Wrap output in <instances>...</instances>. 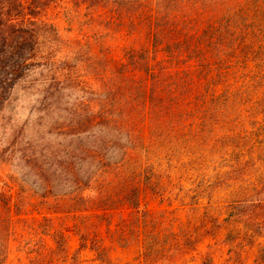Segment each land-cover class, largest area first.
I'll use <instances>...</instances> for the list:
<instances>
[{
  "label": "trees",
  "instance_id": "trees-1",
  "mask_svg": "<svg viewBox=\"0 0 264 264\" xmlns=\"http://www.w3.org/2000/svg\"><path fill=\"white\" fill-rule=\"evenodd\" d=\"M120 40L116 59L109 43ZM71 87L81 93L72 104ZM28 90L60 114L45 123L46 136L8 121L0 264L14 215L33 200L74 219L81 247L101 264L113 263L86 236L99 223L113 242L140 244L152 264L182 261L221 230L223 264H236L239 249L264 237V0H0V121ZM220 162L204 185L207 167ZM183 165L195 181L191 211L204 212L200 226L175 230L142 196L166 199L162 176ZM121 208L128 213L112 229ZM50 221L38 225L53 255L66 253ZM200 264L216 263L206 252Z\"/></svg>",
  "mask_w": 264,
  "mask_h": 264
},
{
  "label": "rangeland",
  "instance_id": "rangeland-1",
  "mask_svg": "<svg viewBox=\"0 0 264 264\" xmlns=\"http://www.w3.org/2000/svg\"><path fill=\"white\" fill-rule=\"evenodd\" d=\"M59 26L62 34H65V24L59 22ZM76 35L77 33H74L71 36L75 37ZM125 44L126 42L123 40L109 43L112 54L116 59H120L121 49ZM64 93L67 95V100L70 104L75 102L81 95L73 87L64 90ZM42 96L41 94L38 95L35 91L28 90L24 94H20L18 100L14 102V105L5 112L4 119L0 121V153L6 147L5 142L8 140L7 134L9 132L8 121L11 119L15 126L24 128V134L28 137L38 131L41 132L39 135L46 136L42 134L45 123H53L56 120V114H60V112H54L52 110L44 111V105L41 102ZM45 129L48 130L49 128ZM51 130L49 129V131ZM186 159L184 157V161ZM217 165H221V162L216 165L210 164L207 167L205 171L207 173H204L205 175L203 176L204 185L210 182L209 176L214 175L213 172L218 168ZM11 173L12 168L0 162L1 178ZM162 180L167 184L166 190L168 191V197L162 200L160 197L144 194L142 196V205L146 206L153 214L164 216L166 227L168 226L176 230L182 225L200 226L199 216L204 212V209L200 208L196 212L191 211L193 207L189 205L192 203V198L196 195L192 172L188 171L186 166L183 165L180 166L178 171H170V176H162ZM31 202L30 207L21 211L20 217L14 215L12 219L11 230L13 236L11 238L10 254L6 264H61L59 260L63 258L69 264L71 263L72 257H75L76 264H101L93 251L88 247H81V238L74 228V219L66 215L54 213L46 209V207L37 205L39 200H33ZM200 202L202 204L201 206H203L206 204V199ZM127 213V209L121 208L114 214L112 229H115L118 215H126ZM42 217L50 219V224L44 223L45 226L50 225L51 230L61 232L67 242V252L57 255L59 257L53 255L52 250L55 245L52 238L49 235H45L41 225H38ZM79 221L83 222L84 219L79 218ZM224 234L225 230H221L213 237L204 235L202 242L198 244L197 251L189 252L184 256L182 261L174 264H200L203 254L206 252L212 255L216 264H223L228 258V247L222 241ZM86 236L88 240L94 241L102 248H105L113 264H152L144 261L140 244L131 243L122 246L110 240L105 232L104 224L99 223L90 226ZM263 248L264 237L257 238L253 244L239 249L240 260L236 264H257L259 256L261 255V249ZM159 264L169 263L160 262ZM229 264L233 263L230 262Z\"/></svg>",
  "mask_w": 264,
  "mask_h": 264
}]
</instances>
